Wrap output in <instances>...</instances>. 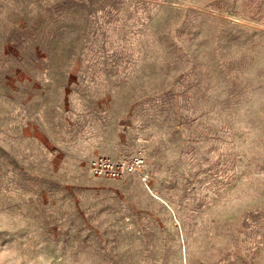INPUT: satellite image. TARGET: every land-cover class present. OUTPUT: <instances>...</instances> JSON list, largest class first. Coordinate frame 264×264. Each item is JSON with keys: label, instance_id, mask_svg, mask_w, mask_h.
Here are the masks:
<instances>
[{"label": "rangeland", "instance_id": "374dc122", "mask_svg": "<svg viewBox=\"0 0 264 264\" xmlns=\"http://www.w3.org/2000/svg\"><path fill=\"white\" fill-rule=\"evenodd\" d=\"M0 264H264V0H0Z\"/></svg>", "mask_w": 264, "mask_h": 264}, {"label": "built area", "instance_id": "2783aa9c", "mask_svg": "<svg viewBox=\"0 0 264 264\" xmlns=\"http://www.w3.org/2000/svg\"><path fill=\"white\" fill-rule=\"evenodd\" d=\"M145 164L143 155H136L129 160H115L108 156H97L89 161V170L94 176L121 178L126 174L138 172ZM146 176L143 177L145 180Z\"/></svg>", "mask_w": 264, "mask_h": 264}]
</instances>
